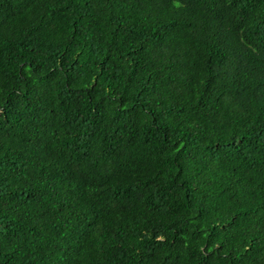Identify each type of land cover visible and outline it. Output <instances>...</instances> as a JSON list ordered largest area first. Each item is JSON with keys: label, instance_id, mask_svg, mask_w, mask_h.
<instances>
[{"label": "trees", "instance_id": "obj_1", "mask_svg": "<svg viewBox=\"0 0 264 264\" xmlns=\"http://www.w3.org/2000/svg\"><path fill=\"white\" fill-rule=\"evenodd\" d=\"M0 264H264V0H0Z\"/></svg>", "mask_w": 264, "mask_h": 264}]
</instances>
